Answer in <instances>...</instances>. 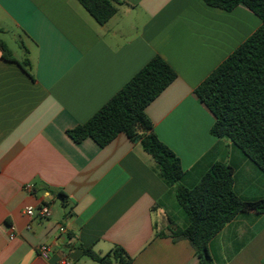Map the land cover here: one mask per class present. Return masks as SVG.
<instances>
[{
	"label": "crops",
	"instance_id": "0c3cea01",
	"mask_svg": "<svg viewBox=\"0 0 264 264\" xmlns=\"http://www.w3.org/2000/svg\"><path fill=\"white\" fill-rule=\"evenodd\" d=\"M99 25L77 0H0V264H96L83 254L121 247L131 264H198L171 223L184 228L173 186L138 143L74 142L85 123L151 58L176 78L146 108L158 140L194 186L214 162L234 168V190L264 199V174L230 141L210 134L213 116L194 89L261 24L244 5L202 0H119ZM14 48V49H13ZM16 50V51H15ZM34 190V193H33ZM61 191L69 206L52 193ZM58 203L61 210H54ZM32 206L28 217L23 209ZM47 206L48 218L38 209ZM15 237L9 239V228ZM158 234H162L161 236ZM49 246L47 257L39 247ZM213 264H264V213H241L209 242Z\"/></svg>",
	"mask_w": 264,
	"mask_h": 264
},
{
	"label": "trees",
	"instance_id": "16d2710c",
	"mask_svg": "<svg viewBox=\"0 0 264 264\" xmlns=\"http://www.w3.org/2000/svg\"><path fill=\"white\" fill-rule=\"evenodd\" d=\"M99 25L117 11L119 0H77ZM207 6L230 11L244 5L261 21L260 26L235 48L193 91L196 99L213 116L210 134L231 142L264 174V0H202ZM1 56L15 61L0 40ZM28 73L27 60L17 62ZM176 78V73L159 56L151 58L85 123L67 131L74 142L90 138L107 146L118 134L138 143L156 164L162 180L174 188L175 200L186 217L184 228L168 227L172 240L184 239L194 250L198 264H213L208 244L241 213H264V199L245 200L234 190V168L214 162L192 187L182 183L184 171L177 156L153 131L145 108ZM34 193V190H33ZM67 207L61 191L52 193ZM162 235V234H158ZM96 264H131L119 246L99 254L83 248Z\"/></svg>",
	"mask_w": 264,
	"mask_h": 264
},
{
	"label": "built area",
	"instance_id": "2783aa9c",
	"mask_svg": "<svg viewBox=\"0 0 264 264\" xmlns=\"http://www.w3.org/2000/svg\"><path fill=\"white\" fill-rule=\"evenodd\" d=\"M23 212L28 217H32L35 214V210L32 206L25 207L23 209ZM50 214H51L50 209L47 206H41L38 209V215L41 218H48L50 216ZM8 237H9V239H13L15 237V228L12 226L9 228ZM38 251L42 257L46 258L48 251H49V246L42 245L39 247ZM57 264H71V262L67 258L63 257Z\"/></svg>",
	"mask_w": 264,
	"mask_h": 264
},
{
	"label": "rangeland",
	"instance_id": "374dc122",
	"mask_svg": "<svg viewBox=\"0 0 264 264\" xmlns=\"http://www.w3.org/2000/svg\"><path fill=\"white\" fill-rule=\"evenodd\" d=\"M14 49V48H13ZM16 51V50H15ZM54 210H61V207L58 203L54 204ZM181 215L183 216V218L186 219L185 215L183 214V212L181 211Z\"/></svg>",
	"mask_w": 264,
	"mask_h": 264
}]
</instances>
